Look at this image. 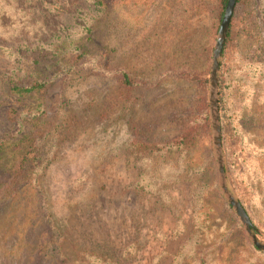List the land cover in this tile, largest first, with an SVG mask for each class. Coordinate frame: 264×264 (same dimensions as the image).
<instances>
[{
	"label": "rangeland",
	"instance_id": "374dc122",
	"mask_svg": "<svg viewBox=\"0 0 264 264\" xmlns=\"http://www.w3.org/2000/svg\"><path fill=\"white\" fill-rule=\"evenodd\" d=\"M37 1L18 0L34 21L26 15L18 34L6 32L0 45L46 42L47 35L35 36L43 22L50 28L41 16L48 14L46 7L39 16L32 9L41 7ZM254 2L262 37H244L246 26L237 23L234 47L220 62V82L223 65L227 90L222 97L219 82L218 102L226 183L264 243V57L250 60L264 39V0ZM134 3L140 4L141 16L131 21L144 16L148 35L134 50H116L115 63L142 84L127 89L117 82L104 95L101 82L80 75L67 89L53 88L48 103L56 133L43 148V166L34 164L47 199L31 179L5 197L14 175L9 161L1 162L0 264H264L220 186L210 116L211 65L223 21L220 0H117L115 6L126 12ZM157 5L161 13L154 12ZM30 55L24 47L22 56ZM7 59L0 57L4 64ZM206 114L210 129L197 125ZM184 118L197 129L190 167L175 151L155 155L158 168L131 154L134 141L178 137ZM17 129L0 108V139Z\"/></svg>",
	"mask_w": 264,
	"mask_h": 264
},
{
	"label": "trees",
	"instance_id": "16d2710c",
	"mask_svg": "<svg viewBox=\"0 0 264 264\" xmlns=\"http://www.w3.org/2000/svg\"><path fill=\"white\" fill-rule=\"evenodd\" d=\"M37 2L41 7H32V9L36 10L35 14L39 16L42 7H46L48 14L42 13L41 16L50 21V28L42 21L46 26L42 25L35 36L38 38L47 35L46 42H39L36 46L30 47L22 45L24 43L22 41L0 45V57H8L5 64L0 61V108L3 107L4 116L8 121L18 127L16 135L10 133L7 139H0V167L1 162L8 160L7 167L14 175V181L3 191L5 197L13 195L16 185L26 179L35 181L36 185L40 184L42 175L37 169L38 165L42 167L45 161H43L45 159L43 148L46 146L45 143L48 145L50 135L56 133L48 103L54 87L63 86L67 89L69 84L71 85V82L80 75L85 79L92 78L93 84L101 82L104 95H108L117 82L121 84V88L127 89H135L142 84L139 77L116 69L115 63L117 51L136 49V42L148 35L144 16L140 21L136 20L139 21L138 23L131 21L136 14L137 17L141 16L140 4L128 5L126 12H118L115 6L117 0H38ZM227 4L228 0H220V21L223 19ZM153 9L155 13H161L160 6L157 5ZM26 15H30L31 20L34 21L32 11L21 8L18 0H0V37L8 31L17 35L18 26L25 23ZM159 21L160 19L152 26H158ZM239 21L246 26L243 29L246 33L244 37H251L256 41L262 37L260 28L262 24L256 15L254 0H237L223 49L224 57H227L234 47L236 25ZM28 26L25 24L22 29ZM133 26H143V28L138 30ZM24 47L28 53H31L28 60L22 56ZM263 48L264 39L261 45H258L259 55H253L250 60L264 57ZM222 67L224 77L220 82V94L223 97L227 90L223 86L227 77L226 66L222 65ZM152 83L153 80L150 84ZM63 103L67 102L63 100ZM226 109V102L221 98L220 111L225 113ZM222 117L223 130H225L227 124L224 122L227 116L224 114ZM198 119L201 120L197 123L198 126L210 129V119L207 114L201 115ZM183 122L185 127L178 137L167 142H150L143 139L134 141L129 147L131 154L143 160H151L152 164H155L152 167L158 168L161 161L154 162L155 155L166 156L175 151L190 167L189 160L193 158L198 145L193 138L197 135V129L191 121L188 122L184 118ZM33 147H35V156L30 158L33 159V164H29L30 159L27 156ZM34 164L38 165L34 166ZM183 168L181 166V169ZM192 170L197 172L195 168ZM145 182L146 180L143 179V183ZM146 187L148 185H144L142 189ZM37 189L41 191L42 197L47 199L40 185ZM253 229L255 231V228ZM256 230L258 231L257 228ZM255 252L264 256V253L258 249H255Z\"/></svg>",
	"mask_w": 264,
	"mask_h": 264
},
{
	"label": "water",
	"instance_id": "95a60500",
	"mask_svg": "<svg viewBox=\"0 0 264 264\" xmlns=\"http://www.w3.org/2000/svg\"><path fill=\"white\" fill-rule=\"evenodd\" d=\"M237 0H228L225 15L219 30L218 39L214 48L212 65H211V78H210V116L213 129V143L215 154L218 162V171L220 176V186L223 194L226 196L229 204L233 207L239 220L245 228L248 236L251 238L255 247L264 251V243L260 242L253 229L252 222L246 210L230 192L225 177V158L222 147V128L219 113V82H220V62L223 54L224 45L227 39L230 23L235 11Z\"/></svg>",
	"mask_w": 264,
	"mask_h": 264
}]
</instances>
